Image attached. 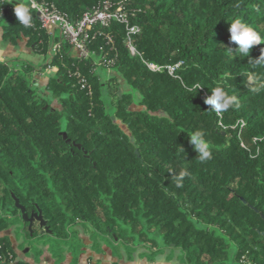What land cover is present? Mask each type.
<instances>
[{"label":"trees","instance_id":"trees-1","mask_svg":"<svg viewBox=\"0 0 264 264\" xmlns=\"http://www.w3.org/2000/svg\"><path fill=\"white\" fill-rule=\"evenodd\" d=\"M35 1L72 22L104 1L121 4L140 30L132 53L125 23H97L87 31L94 54L82 58L30 3L25 27L14 0H0L4 38L24 39L42 56L37 66L0 60V264H30L18 259L8 229L24 243L46 235L50 247L65 249L84 246L82 231L92 249L118 258L123 249L132 259L142 245L154 254L161 238L184 264H264V89L252 92L246 75H264L252 67L264 41L245 57L227 50L238 47L233 19L264 37V0ZM47 67L44 96L35 73ZM217 86L239 106L211 110L204 99ZM197 129L212 153L203 162L189 138ZM181 168L190 175L177 188L171 171ZM16 199L46 225L29 228Z\"/></svg>","mask_w":264,"mask_h":264},{"label":"clouds","instance_id":"clouds-1","mask_svg":"<svg viewBox=\"0 0 264 264\" xmlns=\"http://www.w3.org/2000/svg\"><path fill=\"white\" fill-rule=\"evenodd\" d=\"M14 14L18 22L25 27L32 26V12L30 5L25 2V0H17L15 3ZM230 32V42H234L238 47L233 51L232 48H227L229 53H239L242 56H248L250 49L253 45L259 44L264 41L259 32H257L253 27L244 22L243 20L237 18L230 21V27L228 29ZM251 59V58H250ZM252 67H264V53L258 58L254 59ZM245 75V74H244ZM247 75L248 86L252 92H260L264 89V75L257 73H250ZM196 87H199L197 85ZM192 91V89H188ZM205 104L210 106V109L220 114L229 110L232 107L239 106V99L236 95H229L227 91L221 86H217L212 89V94L205 97ZM206 132L202 129H197L190 136V143L194 146L197 152V157L200 161H206L211 159L212 153L210 150L209 143L205 139ZM171 171V170H170ZM171 175L175 181V186L177 188L183 187V181L185 177L190 175L187 168H181L178 173L171 171Z\"/></svg>","mask_w":264,"mask_h":264},{"label":"built area","instance_id":"built-area-1","mask_svg":"<svg viewBox=\"0 0 264 264\" xmlns=\"http://www.w3.org/2000/svg\"><path fill=\"white\" fill-rule=\"evenodd\" d=\"M29 3L39 13V18L43 27L50 33H59L71 44L73 53L82 58H88L94 52L87 44V31L95 24L107 25L111 20L115 19L126 24V45L130 51H136L132 42V36L137 33L140 28L137 24L130 23L128 14L119 4L116 7L112 6L110 1H104L100 6L88 10L78 22H72L64 13L60 12L53 4L47 2H38L29 0ZM152 69L159 70L161 66L157 64H149ZM177 65V64H176ZM172 72L174 66H167ZM49 73L53 68L47 67ZM82 85H85V80L80 78Z\"/></svg>","mask_w":264,"mask_h":264},{"label":"rangeland","instance_id":"rangeland-1","mask_svg":"<svg viewBox=\"0 0 264 264\" xmlns=\"http://www.w3.org/2000/svg\"><path fill=\"white\" fill-rule=\"evenodd\" d=\"M6 46H5V44H3L2 52H3V54L6 55V57H7L6 60L7 61L15 60V56H18V58H17L18 60H26V58H28V59H30L29 62L32 63L34 66L38 65L39 57L37 55H40V54L35 53L33 51L35 54H31L30 55V53L25 52L23 50H20L17 47H14V46L13 47H6ZM34 57H38V58L36 59ZM40 58H41V61H42V56L41 55H40ZM52 73H53V71L48 73L46 70H43V71L35 73V78L42 83V85L40 87V93L42 95H44V96H48V95H47V91L44 88L43 83L45 82V80H47L48 76L50 74H52ZM12 227H15V226L12 225ZM8 231L15 238V242L19 243V247L21 249H25V248L29 247L30 250H29L28 253L36 255L37 257H39V254L42 253V251H43V247L42 246H45L47 251L54 258L57 256L58 252H60V253L63 252V256L64 257L62 258V260H64L66 258L67 253H69L72 256V259H74V258L75 259H79V257L82 255V253L85 250V246L86 245H90L91 246V240L88 237V234L84 233L82 231H80V236L83 239L82 242H84V246H80V243L77 241V243H74V244H71V245L67 246L66 249L63 247V244L60 243V242H59L58 246H60L61 248H55L56 246L50 247L49 246L50 242H52L53 239H47L46 235L44 237H35V238L31 239V240L30 239L26 240V242L24 243V242H22L24 237H23V235L21 233H19L16 236L12 229L11 230L8 229ZM158 240H159L160 247L162 248L158 252H155L154 254H149V252L152 249H154V248L149 246V245H142V246L136 247L134 253L137 255L138 252L144 251L143 254L139 255V256L143 257V260H146L148 264H152V263H154V264H184V261L179 256V254H180L179 248L165 246V245H163V243L161 241V238H158ZM80 249H81V251H80ZM124 252L125 251L123 249L120 250V253H123V255H124ZM115 256L118 257L117 254Z\"/></svg>","mask_w":264,"mask_h":264},{"label":"crops","instance_id":"crops-1","mask_svg":"<svg viewBox=\"0 0 264 264\" xmlns=\"http://www.w3.org/2000/svg\"><path fill=\"white\" fill-rule=\"evenodd\" d=\"M17 1V0H16ZM25 2L29 3V0H25ZM3 44H5L6 47H17L20 50H23L25 52H28L31 54H35L32 49L26 44L25 40H21L17 43H11L7 39L4 38L2 34V28L0 26V60H6V55L3 54ZM13 54V53H12ZM39 57V63L42 62L40 55H37ZM34 57V58H38ZM18 56H15V59H17ZM27 61H30V59L26 58ZM38 82H40L38 80ZM87 244V243H86ZM13 245L17 252L18 259L25 260L29 262L30 264H110L112 261L117 260L118 264H148L146 260H143V257H140L139 255H136L129 259L125 255H123L121 258L116 257L113 255L108 248H104V251L97 252L90 245L85 246V250L82 253V255L77 260H73L72 256L67 253L66 258L62 261H59L58 263L55 262V258L50 255V253L47 251L45 246L43 247L42 253L39 254V257L33 254H29L30 248L21 249L19 247V243L15 242V238L13 237ZM23 248V247H22ZM154 264V263H152Z\"/></svg>","mask_w":264,"mask_h":264},{"label":"water","instance_id":"water-1","mask_svg":"<svg viewBox=\"0 0 264 264\" xmlns=\"http://www.w3.org/2000/svg\"><path fill=\"white\" fill-rule=\"evenodd\" d=\"M14 2L16 3L17 1L14 0ZM38 13V12H37ZM39 14V13H38ZM16 206L18 208H20L21 210V213H22V219L24 221H28L29 222V225L28 227L31 228L32 226V223L35 219L39 220L40 222V225L41 226H45L46 225V220L42 217V214L40 211L38 212H32L31 214H28L25 210V207L19 203V201L16 199ZM47 228V227H46Z\"/></svg>","mask_w":264,"mask_h":264},{"label":"flooded vegetation","instance_id":"flooded-vegetation-1","mask_svg":"<svg viewBox=\"0 0 264 264\" xmlns=\"http://www.w3.org/2000/svg\"><path fill=\"white\" fill-rule=\"evenodd\" d=\"M35 212V211H34ZM35 220H37V219H35Z\"/></svg>","mask_w":264,"mask_h":264}]
</instances>
